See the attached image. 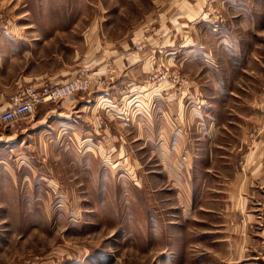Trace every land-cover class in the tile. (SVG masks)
<instances>
[{
  "label": "rangeland",
  "instance_id": "374dc122",
  "mask_svg": "<svg viewBox=\"0 0 264 264\" xmlns=\"http://www.w3.org/2000/svg\"><path fill=\"white\" fill-rule=\"evenodd\" d=\"M0 264H264V0H0Z\"/></svg>",
  "mask_w": 264,
  "mask_h": 264
},
{
  "label": "built area",
  "instance_id": "2783aa9c",
  "mask_svg": "<svg viewBox=\"0 0 264 264\" xmlns=\"http://www.w3.org/2000/svg\"><path fill=\"white\" fill-rule=\"evenodd\" d=\"M59 93L58 90L43 88L39 91H33L28 96L15 101L9 108L0 113V121L8 122L17 117L33 112L36 105L44 100H49Z\"/></svg>",
  "mask_w": 264,
  "mask_h": 264
}]
</instances>
